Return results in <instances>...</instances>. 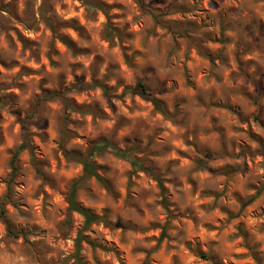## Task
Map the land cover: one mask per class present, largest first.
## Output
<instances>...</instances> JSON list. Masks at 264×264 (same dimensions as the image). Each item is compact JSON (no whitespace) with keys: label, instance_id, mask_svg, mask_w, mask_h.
I'll use <instances>...</instances> for the list:
<instances>
[{"label":"rangeland","instance_id":"1","mask_svg":"<svg viewBox=\"0 0 264 264\" xmlns=\"http://www.w3.org/2000/svg\"><path fill=\"white\" fill-rule=\"evenodd\" d=\"M142 2L0 0V213L23 123L41 170L21 154L0 264H81L67 194L83 166L66 154L101 140L165 192L100 151L109 187L91 178L77 201L108 221L85 233L83 264H212L193 249L264 264V0ZM139 81L170 117L127 91Z\"/></svg>","mask_w":264,"mask_h":264},{"label":"trees","instance_id":"2","mask_svg":"<svg viewBox=\"0 0 264 264\" xmlns=\"http://www.w3.org/2000/svg\"><path fill=\"white\" fill-rule=\"evenodd\" d=\"M137 2L141 6L144 7L142 0H137ZM98 7L100 9L104 10V8L102 6L99 5ZM50 25H51L52 29L55 30V27H53L52 24H50ZM115 33H117V35H120V33L117 32L116 29H114L113 27L110 26L109 30L107 32L108 40H110L112 42L113 41V35ZM70 47H72V46H70ZM96 86H99L102 89L104 96L109 97L110 89L107 86H105L99 82H96ZM127 91L129 93H131L132 95H138V96L152 102L154 104L155 110L160 112L163 116H165V117L171 116V114L167 110L164 109V106L160 101L151 97L152 92L149 91L148 87L145 85V83L143 81H139L134 87L127 88ZM64 101H65L67 107H70L68 104V100H66V98ZM22 130L24 133V142L22 143L21 146H19L17 149H15L12 152L11 162H10V166H11L12 171H11L10 179L8 182V193L6 194V196L1 201V213L0 214L4 220L6 219V215H7L6 205H7V203H9L11 201L13 184H14V181H15V179L18 175L19 169H20V167H19L20 156L24 151L29 152L31 159H32V163L36 169V172L39 175H41V170L39 169L38 163H37L35 156H34V153H33V147L31 144V134H30L25 123L22 124ZM108 148H113L112 144H110L106 140H101V141L94 143L85 155L75 154V153H67L66 154V156L69 160L76 161L83 166V175L79 179L72 182V184L70 186V190L67 194V203L69 205V211L72 213L79 214L83 219V226H82L81 230L79 231L78 237L76 240V256L78 257V260L80 261L81 264H83L81 257H80L82 242L87 240L85 233L91 228L92 225L97 224L99 222H107L108 220H107V213H105L103 215H97V214L93 213L91 210H89V209L85 208L83 205H81L77 201V194H78V191L84 186V184L88 180H90L91 178H95L100 184H102L106 188L109 187L105 178L103 176H101V174L99 173V166L94 161L96 155L100 151L106 150ZM132 150L133 149L120 150V149L113 148V151L117 157H119L121 159H125L130 163L133 173H137L140 171H146V172L152 173L154 178L156 179V181L159 183V187L162 190V192H165V188L162 184L161 177L152 168L147 167L138 157L134 156L132 154ZM207 157L211 158L212 156L209 154ZM251 200H248L247 202H245L243 206L248 205ZM7 229H8L9 236H11L13 238H17V237L21 236L22 234H24L23 232L16 231L13 228V226H11L10 224L8 225ZM193 251L200 258H202L206 261H210V262H212V264H219L214 257H212L206 253H203L198 249H193Z\"/></svg>","mask_w":264,"mask_h":264},{"label":"water","instance_id":"3","mask_svg":"<svg viewBox=\"0 0 264 264\" xmlns=\"http://www.w3.org/2000/svg\"><path fill=\"white\" fill-rule=\"evenodd\" d=\"M118 227H119V225H118Z\"/></svg>","mask_w":264,"mask_h":264}]
</instances>
